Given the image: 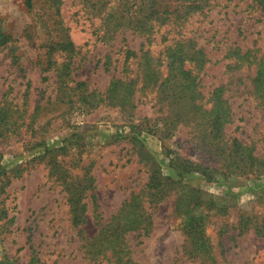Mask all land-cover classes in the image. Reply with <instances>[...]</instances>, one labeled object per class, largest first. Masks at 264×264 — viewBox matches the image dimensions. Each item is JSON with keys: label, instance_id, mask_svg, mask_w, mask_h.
Wrapping results in <instances>:
<instances>
[{"label": "rangeland", "instance_id": "obj_1", "mask_svg": "<svg viewBox=\"0 0 264 264\" xmlns=\"http://www.w3.org/2000/svg\"><path fill=\"white\" fill-rule=\"evenodd\" d=\"M33 1L28 8L25 0H0V28L9 37L7 46H0V106L9 104L10 120L15 121L0 136V264H94L83 257L77 232L95 235L126 200L146 191L150 165L142 152L153 156L175 184L160 201L145 203L152 214L149 233L129 236L137 264H264V236L253 229L238 234L235 228L243 212L264 213V172L205 175L203 168L208 166L224 170L222 161L191 127L183 123L170 127L166 113L152 106L153 92H137L131 111L107 103L91 107L77 99H56V72L60 64L69 63L71 54L70 86L84 82L88 91L104 93L113 78L126 77V48L138 54L149 49L162 61L170 38L192 37L196 31L210 59L199 73L204 100L232 76L224 94L233 112L232 122L223 128L225 139L236 138L261 157L264 107L249 91L256 66L245 62L234 74L225 72L231 61L225 56L227 47L264 51L261 11L250 5L251 0H213L206 16L195 13L171 33L164 30L173 24H163L148 42L129 29L104 36L101 17L85 0ZM179 2L155 0V8L172 10ZM54 20L58 24L50 30ZM64 34L74 44L71 54L56 49ZM49 46L51 65L45 62ZM13 56L18 57L16 63ZM161 69L166 71L164 62ZM129 70L127 78H134L137 63L129 64ZM54 164L70 176L92 178L83 199L85 219L77 226L71 220L65 185L51 174ZM196 197L199 203L193 210L201 217L210 247L204 258L197 259L186 253L183 232V213ZM221 227L227 230L223 235Z\"/></svg>", "mask_w": 264, "mask_h": 264}, {"label": "trees", "instance_id": "obj_2", "mask_svg": "<svg viewBox=\"0 0 264 264\" xmlns=\"http://www.w3.org/2000/svg\"><path fill=\"white\" fill-rule=\"evenodd\" d=\"M52 4H59V0H50ZM96 12L95 15L101 17L105 25L103 35L113 37L118 30L129 29L144 36L149 42L152 35H157L160 26L166 23L173 24L166 33L171 30L183 28L184 22L195 13L206 16L213 5V0H180L172 10H159L155 8V0H117L116 3L110 1L101 2V0H85ZM251 6L258 8L264 16V0H251ZM33 0H25L28 8L33 7ZM48 17L54 16L48 7ZM58 11V6L57 10ZM58 24V20L53 21L52 29ZM180 38L172 37L163 48V60L154 58L149 49L137 53L135 50L126 48L123 62V71L125 78H113L104 93L96 90L88 91L84 87L85 83H78L75 87L70 86L67 77L69 76L68 67L72 59L74 44L71 39L64 34L62 40L56 42V49H64L70 53L69 63L63 62L61 70H57L56 99L60 101L73 102L75 99L88 106L95 107L100 103H107L119 107L121 110L131 111L134 108L135 95L154 93V104L162 113H166L164 118H168V125L176 128L178 123L191 127L195 135L200 138V142L209 148V151L220 161L225 169L218 167L203 168L204 174L213 177V172L221 174H261L264 172V154L257 157L251 146L245 145L240 140L234 138L231 142L225 139L223 128L226 124L232 122L233 112L228 98L224 97L225 91L234 79L230 76L231 82H226L215 87L207 101L200 89L199 73L207 67L210 59L206 56L204 45L201 44L202 35ZM8 35L3 28H0V46H7ZM207 41V39H205ZM218 41L217 43H219ZM205 44V43H204ZM46 64L51 65L54 62L49 46ZM226 57L231 61L226 65V73L234 74L242 66L254 64L256 66L255 75L251 80L250 93L257 99L259 105L264 107V51L258 54L257 50L247 49L241 51L238 46L227 47ZM17 56H13V63H16ZM137 63L136 76L127 78L129 64ZM163 62L166 71L162 72ZM48 69L45 68V70ZM205 74V72L203 73ZM242 76L239 77V79ZM248 77L245 79V81ZM78 90V91H77ZM210 102L211 106L206 107ZM9 104L0 106V136L10 124L15 121L10 120L13 111ZM13 117V116H12ZM163 117H160V119ZM15 119V117H14ZM140 150H142L140 148ZM142 156L150 165L149 180L146 184L144 199L138 194L129 200H126L121 209L112 216L106 223L100 225L98 232L93 236L83 235L84 230L79 229L77 236L80 238L81 246L84 249L83 257L98 264L102 260H107L109 264H137L132 257V250L129 242V236L132 233L147 235L151 229V212L144 206L145 203L158 202L164 195L168 187L175 182L168 175L163 173L159 162L150 154L145 152ZM194 164L193 162H190ZM221 163V162H220ZM196 165V164H195ZM200 166V165H199ZM3 172L1 171L0 174ZM52 175L65 185L67 192V202L69 203V212L74 225H78L85 219V207L87 203L83 201L85 193L89 189V183L92 180L87 174L83 177L70 176L67 171H61L58 164L52 167ZM194 199V198H193ZM191 208H187L184 214L183 232L186 234V253L192 258H204L210 252L208 246V237L201 217L195 213L194 206L199 203L193 202ZM188 207V206H187ZM238 234L250 229L255 231L256 235L264 236V213L256 216L251 212L240 214L238 225L235 227ZM220 234L223 235L227 230L220 228ZM223 230V231H222ZM185 253V252H184Z\"/></svg>", "mask_w": 264, "mask_h": 264}]
</instances>
